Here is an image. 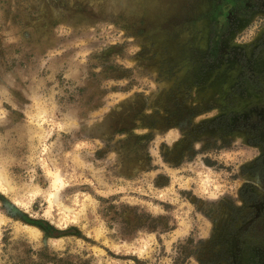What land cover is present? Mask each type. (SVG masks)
I'll return each instance as SVG.
<instances>
[{
  "label": "rangeland",
  "instance_id": "rangeland-1",
  "mask_svg": "<svg viewBox=\"0 0 264 264\" xmlns=\"http://www.w3.org/2000/svg\"><path fill=\"white\" fill-rule=\"evenodd\" d=\"M214 1L0 0V264H264V13L213 62Z\"/></svg>",
  "mask_w": 264,
  "mask_h": 264
},
{
  "label": "flooded vegetation",
  "instance_id": "flooded-vegetation-1",
  "mask_svg": "<svg viewBox=\"0 0 264 264\" xmlns=\"http://www.w3.org/2000/svg\"><path fill=\"white\" fill-rule=\"evenodd\" d=\"M264 13V0H215L212 4L211 18L209 25V42H208V53L213 62L219 60L225 50L223 47L226 45L222 43L224 39L233 33L237 32V27L240 24H245L251 20L256 14ZM227 47V46H226ZM234 49H231V51ZM258 50L255 49V52ZM248 59V56H246ZM246 69V65L242 66ZM240 81L244 83H251L254 81L253 77L246 76V82L244 75L241 76ZM247 83V84H248ZM241 83L238 81L236 85ZM256 175L264 188V154H262L257 162L256 166L251 170ZM243 200L247 201V197L244 193V188L240 191ZM252 197L255 200H260L264 196H260L258 193L253 192ZM251 199V198H249ZM260 260V259H259ZM256 261V264L259 262Z\"/></svg>",
  "mask_w": 264,
  "mask_h": 264
}]
</instances>
